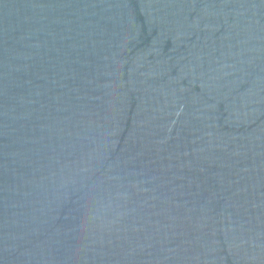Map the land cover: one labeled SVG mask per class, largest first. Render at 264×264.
<instances>
[{
  "label": "water",
  "instance_id": "95a60500",
  "mask_svg": "<svg viewBox=\"0 0 264 264\" xmlns=\"http://www.w3.org/2000/svg\"><path fill=\"white\" fill-rule=\"evenodd\" d=\"M0 264H264V0H0Z\"/></svg>",
  "mask_w": 264,
  "mask_h": 264
}]
</instances>
